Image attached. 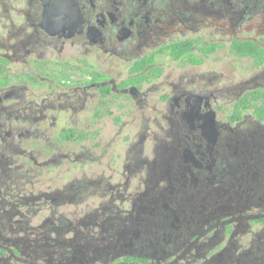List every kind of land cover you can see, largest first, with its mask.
I'll return each instance as SVG.
<instances>
[{"label": "flooded vegetation", "instance_id": "1", "mask_svg": "<svg viewBox=\"0 0 264 264\" xmlns=\"http://www.w3.org/2000/svg\"><path fill=\"white\" fill-rule=\"evenodd\" d=\"M0 264H264V0H0Z\"/></svg>", "mask_w": 264, "mask_h": 264}]
</instances>
